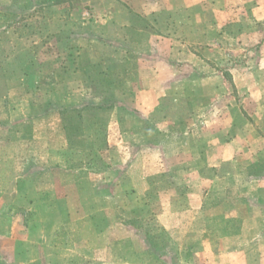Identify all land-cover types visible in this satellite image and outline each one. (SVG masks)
I'll list each match as a JSON object with an SVG mask.
<instances>
[{"label": "rangeland", "instance_id": "1", "mask_svg": "<svg viewBox=\"0 0 264 264\" xmlns=\"http://www.w3.org/2000/svg\"><path fill=\"white\" fill-rule=\"evenodd\" d=\"M72 1L74 2L67 8L61 7L60 10L55 11L46 8L37 12L36 16L26 21L31 24L27 29L24 28L23 22L22 25L17 26L19 33L23 32L22 35L25 37L38 32L37 36L46 42L35 56H30V52L26 49L27 43L15 51H9L1 28L14 20H19L22 16L19 14L22 11L28 13L36 10L38 7L33 6L32 2L43 3L50 2V0H0V108H2V100H5L9 103L8 107L13 113L21 112L23 108H27V111L34 116L46 115L39 119L42 127H37L39 124L34 120L10 122L3 140L8 139L7 141L11 145L18 144V142L31 143L34 140L32 137L38 136L37 132L35 133L37 129L39 139H52L58 144L67 142L69 144L67 152L61 149V145L51 151L53 158L62 160L63 165L67 166L65 173L58 172V174L64 177L74 175L76 178L83 177L84 179L88 177L91 182L97 184L90 189L100 192L101 195L118 191V198L111 199V204H109L110 200L101 199V207L106 209L108 206H113V202L120 201L123 209L122 213L115 217L109 211L101 212V216L94 221L93 227L91 226L95 230H91V233L84 236L86 241L95 248L98 247L97 233H100L102 249L103 244L118 242L119 239H122L120 249L123 259L124 257L131 258L137 264H158L157 256L175 255V248L171 245V241L178 237V233L172 234L163 229L161 210H165L173 201H175L173 204L178 201L183 203L182 200L171 198L169 195L161 197L160 194L163 192L179 190L176 182L167 181L165 178L177 173L178 168L174 163L176 160L174 156L179 154L178 150L182 149V146L200 144L204 147L211 143L210 139L214 135L205 134V131L209 133L211 127V121L207 117L210 116L211 111L212 114H215L214 107L211 108L210 105L217 104L219 114L224 112V96L227 94L238 101L229 112V116L235 123L234 134L227 135L226 131L229 126L225 121L220 123L217 121L219 130L216 132L215 139L219 146L225 141L233 143L225 151H219L224 158L221 159L224 164L226 160L231 159L232 155H242L240 152L242 149L240 141L242 127L246 123L247 126L252 125L257 117L251 115L250 108L240 102L243 98L240 86L241 78H247L250 83L252 82L251 77L257 72L258 51L264 47V23L259 26L260 31L257 37H238L240 27L225 24L227 4L230 5L231 2L237 0H216L218 2L216 15L219 25L218 52L213 53L211 58L206 52V45H208L206 43L209 40L204 37L203 28L192 27L191 24L186 25L181 22L169 23L170 35L175 37L186 35V38H181L178 41L187 45L193 44L191 49L199 50V54L203 58L202 61L207 64L206 70L202 72L206 80L200 83L198 76H192L187 83L174 80L166 87L157 86V90H160L164 97L160 99L155 111L150 112L151 115L144 116L134 106L135 102L139 100L137 97L142 89V84L144 85L149 78L150 68L152 65L156 68L159 66L157 61L160 56L154 53L152 46L156 41L161 44L162 40H156L153 32L157 31L162 34L160 29L167 23L165 15L159 14L153 21L154 16L138 12L139 16H132V19L136 25L143 28L142 31L134 33L127 31L124 32L125 37L115 41L105 40L104 35L107 29L105 22H101V9L99 8L101 0H94L96 2L92 7L86 3L93 0L88 2ZM173 1L176 3L178 0ZM195 1L196 3L193 4V0H190L189 9L198 12L200 7L197 5L200 3L198 0ZM201 1L203 2V0ZM11 3L15 7L10 12V6L7 9L4 7ZM138 9L141 10V8ZM262 10H255L250 15L264 19V10ZM200 12L205 19L211 18L214 14L205 8H201ZM130 15L131 12L126 15L128 19ZM41 16L44 17L43 20L40 19ZM84 17H91L92 22L82 21ZM163 34H167V32ZM41 40L38 39V42L41 43ZM108 43L116 47L114 55L112 53L113 46L109 47ZM199 46H202V49H199ZM109 48L112 49L109 50ZM203 51L206 52L205 55ZM101 52L106 54L104 63L103 61L101 63ZM30 59L36 61L37 69L38 66L43 65L46 69L44 75L33 76L35 68L29 63ZM172 59L177 60V55H173ZM24 73L29 74L26 78L29 86L31 88L39 87L40 92L37 94L27 92ZM14 74L19 82L9 78ZM19 86L23 88L19 89ZM49 89L50 91H47ZM213 89H215L216 95H214ZM42 90H46L47 93ZM240 95L241 97H239ZM29 96L32 98H28ZM40 96H51L52 98L46 102L39 99ZM204 113H207V117L203 116ZM5 126L8 125L5 124ZM1 133L0 128V141ZM251 136H245L251 145H264L262 136L257 134L254 135V138ZM39 139H37L38 142L41 141ZM117 140L120 143L119 152L113 150L115 146L109 147V141L113 144ZM161 146L165 147L164 152L157 149ZM197 149V153L203 154V158H205L206 151ZM13 153L22 152L21 150L12 151L11 156ZM190 153L194 154L196 151H182L184 158L190 157ZM260 153L259 156L257 151L250 152L251 165L249 167L245 163L244 167L227 164L202 168L201 173L206 180L205 187L220 188L222 185L225 186L222 182L214 179L215 175L225 180V177H233L247 168L253 177L264 175V152L260 151ZM48 154L49 152H47ZM131 155L132 157L137 156L138 160L148 165L147 173L158 179L154 186H148L146 183L136 180L138 179V170L114 165L115 158H120L125 162ZM156 159H164L168 162L165 166L157 168L153 164ZM160 163L163 162L160 161ZM10 169L12 170V168ZM141 169L146 172L144 167ZM131 176L135 177L136 182L132 181ZM228 184L233 185L232 182H228ZM81 185L87 187V184ZM227 189L230 191L229 188ZM146 190L151 192L149 196L145 195L142 198L139 196L137 200L133 198L135 193ZM257 190V186L250 188V191H255V193ZM19 201L17 202L19 204L27 202L26 200ZM239 202L237 204V201L232 202L223 198L219 201L218 207H233L236 204L239 206ZM243 205L245 207V204ZM129 207L135 208L134 217L126 213V209ZM215 210L211 212V216L214 219L219 217L218 223L221 226L213 228L214 230L211 229L212 231L203 232L202 237L210 235L219 237L220 235L238 233L239 222L237 219L230 222L228 230H225L224 220L220 217L222 210L221 208ZM245 211L243 208L241 217H246ZM9 215L10 218L13 217L11 214ZM189 217L190 215L186 214L182 219L189 222ZM116 218H121L123 225L131 230L126 228L121 232L115 230L111 222ZM80 225L76 222L72 225L73 229L70 233L73 234L74 241H78L82 237ZM35 232L32 231L31 235H34ZM187 234V239L193 240L199 233L189 232ZM23 249L21 258L24 257L25 251L26 253L32 251L34 254H39V251H35L33 248ZM107 259L106 257L102 260L101 264H105ZM147 259H151L153 263L148 262ZM174 260L177 264L176 258ZM186 261L188 260L186 259ZM0 264H18L14 256V247L7 241L0 242ZM69 264L99 263L91 259L81 260V258L75 257Z\"/></svg>", "mask_w": 264, "mask_h": 264}, {"label": "crops", "instance_id": "2", "mask_svg": "<svg viewBox=\"0 0 264 264\" xmlns=\"http://www.w3.org/2000/svg\"><path fill=\"white\" fill-rule=\"evenodd\" d=\"M83 1L88 2L89 0ZM198 1L200 5L198 4L197 6L200 7V11L201 8H205V10L208 9L215 15L213 14L211 18L205 19L200 11H191L189 6H191L190 3L192 1L190 2V0H178L176 3L173 0H141V2H138V0H101L99 4L101 22H105L107 29L104 35L105 40L115 41L125 37L124 32L127 31L133 33L142 31L143 28L136 25L132 19V16H139L138 12L154 16L153 21L159 14L166 17L165 21L167 23L160 29L162 34L157 31L153 32L156 40H162L161 44L156 41L152 46L154 53L160 56L159 61H157L159 66L156 68V66L152 65V68H150L149 78L144 85L142 84V89L137 97L139 100L135 102L134 106L144 116L151 115L150 112L155 111L160 99L164 97V94L157 90V86L166 87L168 83L174 80H181L183 83H187L192 76H198L200 83L206 80L202 72L206 70L207 64L202 61L203 58L199 54V50L191 49L193 44L187 45L182 43V41H178L181 38H186V35L175 37L169 34L171 29L169 23L181 22L186 25L191 24L192 27L199 26L203 28L204 37L209 40L206 43L208 44L206 45V52L209 53V58L212 57L213 53L218 52L219 25L216 15L218 2L216 0ZM55 2L57 0L43 3L32 2V5L55 11L60 10L61 7L67 8L74 1ZM95 2L93 0L86 3V5L92 7ZM195 3L196 1L193 0V4ZM11 5L13 4L11 3L7 6ZM138 8H141V10ZM262 9L264 10V0H237L236 2H231L230 5L227 4L225 10L227 16L225 24L240 27L238 37L255 38L259 35V26L264 23V19H259L257 16L255 18L250 14L255 10ZM129 12H131V17L129 16L128 19L126 15ZM40 19L43 20L44 17L41 16ZM82 21L92 22L91 17H84ZM164 32H167V34H163ZM108 44L109 47L113 46V51H111L114 55L116 47L110 43ZM112 48H109V50ZM199 49H202V46H199ZM206 52L203 51L204 55ZM258 52L257 72L251 77L252 82L249 83L247 78H241L240 86L243 98L240 102L250 108L249 112L251 115L253 114L257 117L255 123L250 126H247L246 123L242 127L243 129L240 133L242 139L237 137L242 144L240 152H242L243 156L241 154L232 155L231 159L226 160L224 164L221 160L224 158L220 152L228 149V146L230 147L233 143L225 141L219 146L215 139L216 132L219 130L217 121L219 123L225 121L229 126L228 131H226L227 135L234 134L235 123L229 116V112L230 109L232 110L236 106L238 101L232 99L234 97L228 94L224 96V112L219 114L217 104H211L210 107H214L213 111H215V114H212V111L209 117H207V113L203 114L211 121L209 133L205 131V134L214 135L210 139L211 143L204 147L200 144L182 146V149L178 150L179 154L174 156L176 159L174 163H176L175 165L178 168L177 173L165 179L176 182L179 190L168 191V193L163 192L160 195L161 197L169 195L171 198L182 200L185 205L181 206L180 204L183 203L180 201L173 204L175 202L173 201L165 210H161L163 229L172 234L178 233V237L173 238L171 241V245L175 248V255L162 254L157 256L159 258L158 264H176L174 258H176L177 264H264V191H262L264 189V175L253 177L249 174L248 168L233 177H225V180L215 175L214 179L222 182L225 186L209 188L205 187L204 183H206V180L201 173L202 168L207 166L218 167L231 164L244 167L245 163H247L246 165L249 167L251 165L250 152L257 151L259 156L261 154L260 151L264 152V145L257 144V146H253L245 137L252 135L251 137L254 138V135L257 134L262 136L264 140V47ZM173 55H177V60L172 59ZM105 57L106 54L101 52V63L102 61L104 63ZM209 80L211 81L212 79L210 78ZM16 81L19 82V79H16ZM141 81L143 80L141 79ZM20 88L23 87L19 86ZM215 92V89H213L214 95H216ZM28 98L31 97L29 96ZM50 98L51 96H43L39 99L47 102ZM8 105L7 101L2 100V108H0V128L2 130V139L0 141V242L7 241L13 245L17 263L69 264L72 259L79 257L81 260L91 259L101 264V261L107 257L108 261H105V264H137L131 258L124 257L123 259L120 249L122 239H119L118 242H107L102 245L101 249L100 233H97L99 244L96 248L84 238V236L91 233V230H95L92 228L93 223L101 216V212L109 211L114 217L122 213L123 209L120 201L113 202V206H108L106 209L101 207V199L110 200L109 204H111V199H117L119 192L113 191L101 195L100 192L90 189L97 184L91 182L88 177L84 179L83 177L76 178L74 175L64 177L58 174V172L65 173L67 166L63 165L62 160L53 158L51 151L61 145V149L67 152L69 149L67 142L58 144V142H53L52 139H39L37 129L35 133L37 132L38 136L34 135L32 137L34 140L31 143L18 142V144L14 143L11 145L7 141L8 139L4 141V133H7L6 130H8L10 122L34 120V122L37 121V124H39L37 127H42L39 119L46 116H34L27 111V108H23L21 112L13 113ZM10 118L11 120H9ZM5 124L8 126H5ZM49 127L52 129L50 125ZM37 139L41 141L38 142ZM118 146H120L119 140L113 144L109 141V147H114L113 150H117V152H119ZM197 148H200L201 151H206L205 158H203V154L200 153L199 155L197 153ZM157 149L164 152L165 147L161 146ZM166 149H168V146H166ZM20 150L22 153H13L11 156L12 151L18 152ZM183 150L187 152L196 151V153H190V157L184 158L182 155ZM47 152H49V156ZM241 156L242 158L240 159ZM136 157L131 155L129 160L125 162L120 158H115L114 165L119 167L127 166L129 169L138 170V179L136 180L144 182L148 186H154L158 179L147 173L148 170L146 168H148V165H145ZM160 161L163 163H160ZM167 162L164 159H156L153 164L155 167L160 168L163 165L165 166ZM17 167L18 169L16 170ZM141 167H144L146 172ZM131 177L132 181H135V177ZM228 182H232L233 185H229ZM81 184H87V187ZM255 186L258 188L256 193L255 191H250V188ZM227 188L230 191H227ZM150 193L148 190L133 193V198L137 200L139 196L142 198L145 195L149 196ZM223 198L232 202L237 201V204L240 201V204L239 206L236 204L233 207H218L219 201ZM19 200H26L27 202L19 204L17 203ZM243 204H245V207ZM217 208L222 210L220 217L224 220L225 230H228L230 222L237 219L239 222L238 233L220 235L219 237H213L212 235L202 237L203 232L214 230L213 228L221 226L218 223L219 217L214 219L211 216V212L216 211L215 209ZM243 208L246 210V217H241ZM126 211L129 216L134 217V207H129ZM9 214L13 217L10 218ZM186 214L190 215L189 222L182 219ZM75 222L81 224L80 233H82V237L78 241H74V236L70 233ZM111 225H114L113 228L119 232L125 228L131 230L123 225L121 218L114 219ZM32 231H36L34 235H31ZM189 232H197L199 234L197 236L193 235L196 236L193 240H188L187 233ZM23 248H33L35 251L38 250L39 254H34L32 251L26 253L25 251L24 257L21 258ZM189 253L191 256L188 255ZM107 254L108 256H106ZM188 256L191 259H188ZM147 260L152 262L151 259Z\"/></svg>", "mask_w": 264, "mask_h": 264}, {"label": "trees", "instance_id": "3", "mask_svg": "<svg viewBox=\"0 0 264 264\" xmlns=\"http://www.w3.org/2000/svg\"><path fill=\"white\" fill-rule=\"evenodd\" d=\"M62 1H65V0H57V2H55V3H60ZM68 1H70V0H68ZM13 7H15L14 4L9 7L10 12L13 11ZM4 8L7 9L8 6H5ZM43 9L44 8L38 7V8H36V10L30 11L28 13H26V12L23 13V11H22L19 14V15H22V16H20L19 20H14L13 22H10L9 24H7L4 28H1L2 34L4 35V37L6 39V45L9 47V51H15L18 47H21L24 43H27L28 47L26 49L30 52V56H35L39 52L40 48L46 42L44 40H41L40 39L41 37L37 36L38 32H35V33L30 34L29 36L25 37L24 35H22L23 32H20L21 34L19 33L17 26L23 22L22 24H23L24 28L27 29V27H29L31 24L26 22V21L28 19L36 16L37 12H40ZM38 39L41 40V43L38 42ZM26 55H29V54H26ZM28 58H29V56H28ZM29 63L31 64V66H34V68H35L33 72H35L36 74L32 73L33 76L36 77L39 75H44V72L46 71V69H44L43 65L38 66V69H37V65H36L37 63L34 59H30ZM28 75L26 73H24L25 79L28 78ZM29 77H31V76H29ZM9 78L11 80L18 79L16 74L11 75ZM25 85L27 86V92H29L30 94H37L38 92H40L39 87H37V86H33L31 88L28 84L27 79H26ZM42 91L47 93L46 90H42ZM47 91H50V89Z\"/></svg>", "mask_w": 264, "mask_h": 264}]
</instances>
